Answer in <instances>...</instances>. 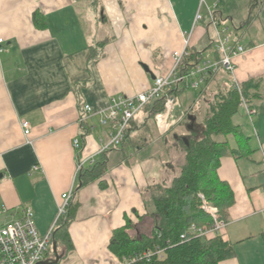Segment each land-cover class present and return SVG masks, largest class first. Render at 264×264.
Masks as SVG:
<instances>
[{
    "label": "crops",
    "instance_id": "0c3cea01",
    "mask_svg": "<svg viewBox=\"0 0 264 264\" xmlns=\"http://www.w3.org/2000/svg\"><path fill=\"white\" fill-rule=\"evenodd\" d=\"M249 2L0 0V204L17 215L32 207L39 231H50L62 195L78 187L81 150L74 140L80 139L82 156L97 158L112 133L101 124L100 112L112 98L142 92L156 75L166 74L173 52L191 32V45L207 48L204 56L214 54L222 30L247 49L235 56L234 73L220 72L214 87L263 78L264 94V2L250 25L240 29ZM250 109L253 114L243 104L233 118L249 140L241 145L237 136L227 138L244 155H225L218 168L236 198L220 234L237 253L220 264H264V99ZM23 120L32 126L28 137ZM165 141L157 134L146 149L135 151L127 140L126 153L109 152L106 173L74 193L78 208L69 229L74 249L58 264H121L109 249L113 231L131 220L132 235L152 232L154 205L147 187L162 179L170 184L177 175H164L162 159L179 153Z\"/></svg>",
    "mask_w": 264,
    "mask_h": 264
},
{
    "label": "trees",
    "instance_id": "16d2710c",
    "mask_svg": "<svg viewBox=\"0 0 264 264\" xmlns=\"http://www.w3.org/2000/svg\"><path fill=\"white\" fill-rule=\"evenodd\" d=\"M92 2L97 4L99 0ZM263 2L264 0H250V14L240 29H245L256 18L257 9ZM206 50L207 48L198 50L192 46L191 54L183 60L181 70L187 71L199 63ZM214 55L218 60L221 58L217 50ZM222 71L226 72L224 69L210 72L199 92L200 95H206V87L211 81L216 82L218 74ZM262 83L263 78H252L242 84L232 81L225 87L216 83L214 95L203 100L207 108L202 121L197 123L199 116L190 114L196 118L197 129H187L191 123L188 118L187 121L179 123L186 131L174 132L172 141L178 142L185 152L180 172L170 184L157 182L147 187V199L154 205L155 225L152 232L147 235H132L131 220H127L124 226L113 231L109 249L121 264H220L236 255L235 244L222 237L220 232L210 236L201 235L192 231V227L196 230H210L216 227V223L224 226L230 221V208L236 202L235 193L231 184L219 176L218 168L225 155H244L240 148L231 147L227 138L229 135L237 136L241 145L249 140L234 123L233 118L245 102L251 108L256 100L264 99L261 92ZM186 90L184 87L170 90L146 104L141 112L146 118L140 121V117H136L131 122L126 131V140L117 148L101 152L93 163L81 169L77 177V190L100 179L107 171L109 152L120 148L126 153L127 140L135 151L150 146L158 134L155 116L164 110L168 95L182 97ZM194 105L193 103L192 108ZM159 135L162 136V144H166V134L159 132ZM173 142H168V148L175 144ZM201 195L218 207L217 221L202 207ZM77 208L78 202L72 201L67 214L57 221L54 230L53 241L57 242V252L63 257L74 249L69 229ZM262 235L264 236V232ZM55 256L56 252L52 248L46 260Z\"/></svg>",
    "mask_w": 264,
    "mask_h": 264
},
{
    "label": "built area",
    "instance_id": "2783aa9c",
    "mask_svg": "<svg viewBox=\"0 0 264 264\" xmlns=\"http://www.w3.org/2000/svg\"><path fill=\"white\" fill-rule=\"evenodd\" d=\"M202 15L197 14L196 20H200ZM0 38L1 44L4 42ZM192 32L187 34L182 48L173 52V63L169 71L164 75H156L152 86L137 94L128 95L120 94L111 99L109 106L100 113L101 124L108 126L111 130V138L102 145L96 155L101 152L117 148L126 140V131L131 122L144 109L145 105L154 99L161 97L170 90L184 87L186 89L199 90L203 87L206 77L210 72H216L224 69L228 74L232 75L235 71L234 58L238 54L246 52V47L242 44H234L231 36L226 30L218 31L217 38L214 40V46L220 53L221 58L218 60L214 54H207L203 59L195 64L187 71H182L183 60L191 54ZM247 113L253 114L254 110L250 109L246 102ZM181 106L180 97L177 95H168L165 108L162 112L155 116V125L161 134L169 131L174 123L173 118L175 108ZM85 110L88 114H92L90 106L86 105ZM175 119V118H174ZM21 126L24 136L31 134L32 126L29 121L23 120ZM74 147L81 150L79 155V163L77 167V177L81 169L95 161L96 156L87 158L82 156V147L80 139L74 140ZM36 166L35 169H38ZM75 189L62 195V203L59 205L58 215L55 223L50 231L42 233L39 231L35 221L32 207H25L19 215L15 211H10L5 205L0 204V264H39L46 260L47 254L53 248L54 230L57 221L67 214L69 207L73 201ZM202 198L205 211L211 214L215 221L218 218V207L211 204L203 195ZM221 225H217L210 230H196L193 226L192 231L199 232L201 235H213L220 232Z\"/></svg>",
    "mask_w": 264,
    "mask_h": 264
},
{
    "label": "rangeland",
    "instance_id": "374dc122",
    "mask_svg": "<svg viewBox=\"0 0 264 264\" xmlns=\"http://www.w3.org/2000/svg\"><path fill=\"white\" fill-rule=\"evenodd\" d=\"M262 16L264 17V8H263V11H262ZM204 44H205V42H204ZM215 88L216 87H214L213 81H211L210 82V86L206 90V95L205 96L201 95L200 98H199V100H198L199 102H197L196 99H198V97H199V92L198 91L200 89L199 90H195V89H193V90H186V92H187V98H186L185 101L182 100V97H180L181 106H177L175 108L174 115H173V116H175L174 117L175 119L173 118L174 123L171 126V128L169 129V131L167 133H165L166 134L165 137L167 136L166 138H168V140H170L169 141L170 144L173 142L172 141V135H173L174 132L183 133V132L186 131L181 126H179V123L181 121H183V120H186L187 121V118L189 119V115L190 114H196V115L199 116V118L197 119V123H200L202 121L203 114L205 112V109L207 108V105H206V103L203 100H205L206 98H211L214 95V93L216 92ZM188 93L191 94L194 97V100H195L194 104L195 105H194L193 108H192L193 103L191 101H189L190 100V96H188ZM208 95H209V97H208ZM184 96H186V95H184ZM141 114L142 113L140 112L137 117H140ZM145 116H146L145 114L142 116V121H144V119L146 118ZM189 123H190V121L188 120V124ZM157 132L159 134V131H157ZM173 143L176 144L177 149L179 150V153L178 154H175L174 156H171L172 159H168V160L162 159V162H163V164H164V166L166 168L164 170L165 171V173H164L165 177L167 175H170V177H171V175H172V177H173V175H176V174L178 175L179 172H180V166L184 162V158H185V156H184L185 155V152L182 150V148L179 145V143L178 142H173ZM159 159L160 158L157 159V162H160ZM169 160H170V163L172 165V167H170V168L168 167V165H169V162L168 161ZM162 180H166L165 182H167V179H162ZM167 184H168V182H167ZM59 252H61V251H59Z\"/></svg>",
    "mask_w": 264,
    "mask_h": 264
},
{
    "label": "water",
    "instance_id": "95a60500",
    "mask_svg": "<svg viewBox=\"0 0 264 264\" xmlns=\"http://www.w3.org/2000/svg\"><path fill=\"white\" fill-rule=\"evenodd\" d=\"M189 120H191V123L188 125V128L189 130H195L197 129V126L195 124V121H196V118L192 115L189 116ZM57 242L54 241L52 244H53V249L54 251L56 252V256L53 258V259H49V260H45L39 264H58L60 262V260L62 259L63 255L59 254L57 252Z\"/></svg>",
    "mask_w": 264,
    "mask_h": 264
}]
</instances>
